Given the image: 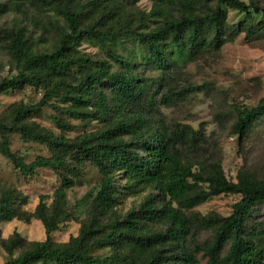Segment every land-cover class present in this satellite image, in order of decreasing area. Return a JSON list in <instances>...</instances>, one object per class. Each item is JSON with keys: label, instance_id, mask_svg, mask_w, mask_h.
I'll return each instance as SVG.
<instances>
[{"label": "trees", "instance_id": "trees-1", "mask_svg": "<svg viewBox=\"0 0 264 264\" xmlns=\"http://www.w3.org/2000/svg\"><path fill=\"white\" fill-rule=\"evenodd\" d=\"M152 1V15L160 23L139 32L132 15L112 0H0V15L24 14L35 5L51 11L64 24L58 27L56 46L46 52L33 51L23 29L0 31L16 66L15 76L0 81V93L25 87L41 93L35 105L14 104L7 116L0 115V155L23 176L49 169L59 176L61 183L50 204L41 196L32 212L24 209L27 197L14 189L0 188V224L13 220L28 224L37 220L45 232L42 242L26 243L17 233L0 241L8 256L4 264H199V253L206 264H264V225L251 229L247 226L253 209L264 205V179L240 171L236 182L229 181L219 162L199 159L205 136L189 127L177 126L171 132L154 130L141 110L151 89L134 75L133 62L115 51L122 38H131L140 49L146 50L155 67L163 69L167 55L173 52L184 57L189 51L221 46L220 37L234 28H228L221 6L262 16L264 6L217 0L215 7L197 12L198 5L202 6L199 1L178 0L180 14L170 19L163 5L173 0ZM259 29L264 31V24ZM241 30L251 33V28L239 24L237 31ZM83 40L97 42L108 60L80 54L78 48ZM115 65L118 71L112 70ZM53 101L58 105L52 104ZM152 103L153 99L148 98L145 104ZM45 106L60 114L52 119L61 130H71L64 118L81 122L99 120L105 126L68 142L27 121ZM262 118L264 99L254 108L237 109L231 132L242 139ZM12 134L19 135L25 143L47 147L51 156L25 164L10 149ZM184 147L192 148L197 158L184 154ZM70 161L92 164L101 181L77 236L65 244H55L52 233L71 218L66 191L80 176L78 168H70ZM121 178L128 192L137 194L151 189L156 196L149 195L138 207L118 215ZM220 195L239 196L231 214L203 217L199 223L212 231L211 242L203 246L195 242L187 244L190 225L184 212ZM159 225L164 229H158ZM16 250L21 251L13 257ZM98 250L107 253L94 255Z\"/></svg>", "mask_w": 264, "mask_h": 264}, {"label": "rangeland", "instance_id": "rangeland-1", "mask_svg": "<svg viewBox=\"0 0 264 264\" xmlns=\"http://www.w3.org/2000/svg\"><path fill=\"white\" fill-rule=\"evenodd\" d=\"M116 5L132 15L133 24L139 32H146L157 26L160 19L152 15L154 2L152 0H112ZM178 0L163 5L168 18H177L180 14L177 7ZM197 12L206 7H215L217 0H197ZM246 5L264 6V0H239ZM226 13V24L233 28L232 32L225 31L220 37L219 48L209 46L186 52L184 57H177V53L167 55L165 67L157 68L148 59L145 49L131 40L122 38L115 47L117 54L133 62L131 68L139 79L145 82L150 90L142 105V113L154 130L164 129L171 132L177 126L189 127L200 135L205 136L200 160L219 162L229 181L236 182L240 171H247L258 179H264V118L252 125L246 136L239 139L231 132L236 120L237 109L254 108L264 99V31L259 27L264 24V16L240 12L221 6ZM243 24L251 28V33L244 30L237 31V26ZM62 21L54 13L35 5L26 9L24 14L13 12L0 15V31L12 28L23 29L28 37L31 48L36 52L52 50L59 40V29ZM80 54L95 59L108 60L102 47L94 41L83 40L78 48ZM118 66L113 71H118ZM16 75V66L12 61L5 44L0 37V81L10 79ZM199 88V90L197 89ZM108 92V91H107ZM41 98L40 91L32 87H25L21 91L0 93V115L7 116L14 104L32 106ZM153 99L152 105L145 104ZM110 100V94L107 93ZM52 104H57L55 101ZM58 105V104H57ZM92 108H90L91 111ZM60 115L51 107L45 106L36 110L28 122H33L56 137H63L71 142L84 134H92L104 128L102 121L81 122L64 118L71 130L57 128L52 117ZM108 124V120L106 121ZM11 151L20 157L25 164L37 158L50 157L47 147L36 143H25L17 134L9 136ZM140 149V147L138 146ZM183 153L191 159H196L192 148L184 147ZM141 153V150H139ZM70 168L80 170V176L74 186L66 191L67 209L70 220L63 223L52 233L51 240L55 244H65L70 238L77 236L81 223L86 218L91 198L99 189L101 176L96 167L90 163L70 161ZM66 174V171H62ZM119 178V177H118ZM120 187L119 201L116 207L118 215L123 216L128 211L138 207L149 195L156 196L151 189L140 193H130L126 190L125 181L118 180ZM61 185L59 176L49 169H39L32 176H23L14 166L0 155V188L14 189L28 198L24 207L32 212L41 196H45L50 204L53 192ZM239 200L237 195H220L197 205L184 212L189 223V232L185 238L187 244L195 242L203 246L212 240V231L200 226L203 217L217 214L227 217L232 212V206ZM158 205L159 198L156 199ZM264 225V205L253 209L247 221L248 228H259ZM164 226H157L163 230ZM17 233L26 243L42 242L45 232L41 223L32 220L30 223L13 220L0 224V241L9 239ZM189 246V245H188ZM23 248L26 249V246ZM228 248V247H227ZM225 249V252L227 251ZM21 250H16L13 257H17ZM105 250H98L94 255H104ZM199 264H206L202 254L197 255ZM8 256L0 245V264H4Z\"/></svg>", "mask_w": 264, "mask_h": 264}]
</instances>
